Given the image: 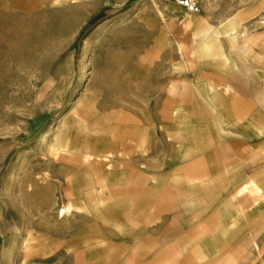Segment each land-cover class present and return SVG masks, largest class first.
Returning <instances> with one entry per match:
<instances>
[{
    "label": "rangeland",
    "instance_id": "374dc122",
    "mask_svg": "<svg viewBox=\"0 0 264 264\" xmlns=\"http://www.w3.org/2000/svg\"><path fill=\"white\" fill-rule=\"evenodd\" d=\"M182 15L174 0H0V264H76L78 230L93 223L90 234L104 237L90 208L91 183L85 187L76 170L87 159H108L109 149L92 147L104 137L113 144L118 129L133 122L131 114L146 112L155 132L157 100L171 96L180 73L171 70L177 48L161 36L186 32ZM259 116L223 119L220 135L240 143L245 163H255L258 153L262 165L264 102ZM251 125L259 134H248ZM80 135L78 152L70 144ZM45 172L56 179L43 182ZM258 198L262 213L264 195ZM68 202L74 210L59 219Z\"/></svg>",
    "mask_w": 264,
    "mask_h": 264
},
{
    "label": "crops",
    "instance_id": "0c3cea01",
    "mask_svg": "<svg viewBox=\"0 0 264 264\" xmlns=\"http://www.w3.org/2000/svg\"><path fill=\"white\" fill-rule=\"evenodd\" d=\"M200 6L199 13L180 17L186 32L161 36L177 48L171 70L180 73L171 96L157 100L155 132L146 112L131 114L132 124L120 127L109 145L108 159H88L76 170L85 187L91 183L89 197L96 201L90 208L104 231L99 239L90 234L93 223L77 231L76 264H264V212L250 191L253 185L264 190V163L258 153L255 163H245L240 143L220 135L223 119L260 117L264 0H205ZM164 120L172 126L164 127ZM95 167L106 170L96 173ZM245 186L249 190L240 192ZM81 196L88 199V193Z\"/></svg>",
    "mask_w": 264,
    "mask_h": 264
},
{
    "label": "bare ground",
    "instance_id": "6f19581e",
    "mask_svg": "<svg viewBox=\"0 0 264 264\" xmlns=\"http://www.w3.org/2000/svg\"><path fill=\"white\" fill-rule=\"evenodd\" d=\"M203 1H205V0H201V2H203ZM138 8V7H137ZM68 129H67V127H65L64 129H63V132H61L60 133V137L58 136L57 137V141H58V143L60 142V140H61V138L64 136L63 134L67 131ZM99 142L96 144L98 147H96V148H94V147H92V150H96V149H102V150H108V148H109V145H110V143H109V140H106V138L104 137V138H102V139H99L98 140ZM73 143V144H72ZM70 145H73L76 149H77V151L78 152H81V151H83V146H84V142H83V140H82V138H81V135L79 136V137H75V139H74V141L72 142L71 141V144ZM80 155V154H79ZM90 155H88L87 157H89ZM88 160V159H87ZM76 176H79V173L76 175ZM75 176V177H76ZM75 177H74V175H71L70 176V182H75ZM79 178V177H78ZM81 178V177H80ZM56 178L54 177V175L51 173V172H45L42 176H41V180L43 181V182H48V181H52V180H55ZM77 179V178H76ZM57 182L58 183H62V181L61 180H58L57 179ZM79 185H80V181L78 180V183H77V180H76V184H75V186H74V184L72 185L73 186V188L74 189H76V188H78L79 187ZM249 190V188H247V186H245V187H243L242 188V190L240 191V192H244V191H248ZM250 191H252V192H255L256 194H258V195H262L263 193H264V190H263V188L262 187H258V186H256V185H253V188H251L250 189ZM74 210V206H73V203L72 202H68V203H66L65 205H63L62 206V208L61 209H59L58 211H57V217L59 218V219H63L65 216H68V215H70V213L72 212Z\"/></svg>",
    "mask_w": 264,
    "mask_h": 264
},
{
    "label": "built area",
    "instance_id": "2783aa9c",
    "mask_svg": "<svg viewBox=\"0 0 264 264\" xmlns=\"http://www.w3.org/2000/svg\"><path fill=\"white\" fill-rule=\"evenodd\" d=\"M180 6L186 15L196 14L199 12L201 0H174Z\"/></svg>",
    "mask_w": 264,
    "mask_h": 264
},
{
    "label": "trees",
    "instance_id": "16d2710c",
    "mask_svg": "<svg viewBox=\"0 0 264 264\" xmlns=\"http://www.w3.org/2000/svg\"><path fill=\"white\" fill-rule=\"evenodd\" d=\"M94 22H95V19H93L89 25L93 24Z\"/></svg>",
    "mask_w": 264,
    "mask_h": 264
}]
</instances>
